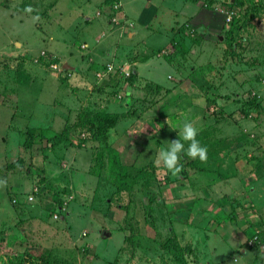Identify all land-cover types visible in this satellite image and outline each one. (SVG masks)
Listing matches in <instances>:
<instances>
[{
    "label": "rangeland",
    "instance_id": "1",
    "mask_svg": "<svg viewBox=\"0 0 264 264\" xmlns=\"http://www.w3.org/2000/svg\"><path fill=\"white\" fill-rule=\"evenodd\" d=\"M94 110L152 177L117 190L83 127L46 144ZM186 120L207 160L173 176L155 161ZM0 179V264H264V0H0Z\"/></svg>",
    "mask_w": 264,
    "mask_h": 264
},
{
    "label": "trees",
    "instance_id": "2",
    "mask_svg": "<svg viewBox=\"0 0 264 264\" xmlns=\"http://www.w3.org/2000/svg\"><path fill=\"white\" fill-rule=\"evenodd\" d=\"M219 4H220V7L223 9L228 10L230 8H234V10L237 11L236 1H234L233 3H230V2L227 3L224 1H220ZM244 14H247V12L245 11L243 15ZM236 21H239V19H234V22ZM226 46H228L230 50L231 48H233L231 36H228L226 40ZM134 73H135V70L132 69V71L129 73V76H128L129 80L134 79L135 77ZM118 118H119L118 114L108 112L107 110L106 111L105 110H94L92 112L85 111L78 116L75 124L65 125L62 127V129L59 132L47 135L45 139L46 144H49L50 146H52L54 144H57V142L58 143L60 142L62 143L63 146H66L67 144H69L68 135L72 127L85 128L86 130L90 132L94 140H97L98 142L102 144V148L104 150L106 164H107V172L111 178L112 183L116 187V189L120 191H129L130 189H132V187L135 184L139 183L141 180H146L152 177L154 169L152 167L147 168L146 166H143V167H140L135 174L130 175L126 171L125 166L120 163L117 150L114 147L110 146V144H108L107 142L108 136H109V129L115 125ZM26 131L28 133V138H26L25 141L23 142V146L29 147L33 137H38L40 133L34 134L33 133L34 130H32L31 128H27ZM20 164H21V160L17 158L13 162H8V164H6V168H12L16 165L19 166ZM185 164L186 163L182 165L184 166ZM187 165L193 168H197L199 170L202 169L199 166V160L195 162H193L192 160H189L187 162ZM131 202H127L124 208L125 210L124 216H123L124 226L122 227V229H126L129 232L128 239H127L129 244H131V235H132V230H133V227H132L133 225V217H132L133 204L132 203L133 202L132 203ZM164 247L169 248L165 244H164ZM174 248L176 249L177 247L174 246Z\"/></svg>",
    "mask_w": 264,
    "mask_h": 264
},
{
    "label": "clouds",
    "instance_id": "3",
    "mask_svg": "<svg viewBox=\"0 0 264 264\" xmlns=\"http://www.w3.org/2000/svg\"><path fill=\"white\" fill-rule=\"evenodd\" d=\"M25 12L31 13V6H26ZM34 19H38L35 17ZM199 129L191 121H185L179 131V138L173 139L165 147L158 151L156 165L170 172L173 176H178L183 171L181 160L184 157L199 159L201 162L207 160V147L201 145L197 139ZM187 147H185V143ZM7 181L0 179V187H6Z\"/></svg>",
    "mask_w": 264,
    "mask_h": 264
},
{
    "label": "built area",
    "instance_id": "4",
    "mask_svg": "<svg viewBox=\"0 0 264 264\" xmlns=\"http://www.w3.org/2000/svg\"><path fill=\"white\" fill-rule=\"evenodd\" d=\"M110 68H111V67H110L109 65L106 66V70H109ZM125 74L127 75L128 73L125 72ZM26 199H27V200H31V199H32V196L30 195V196H28ZM12 201L14 202V200H12Z\"/></svg>",
    "mask_w": 264,
    "mask_h": 264
},
{
    "label": "water",
    "instance_id": "5",
    "mask_svg": "<svg viewBox=\"0 0 264 264\" xmlns=\"http://www.w3.org/2000/svg\"><path fill=\"white\" fill-rule=\"evenodd\" d=\"M102 231H103V232H102V233H103V234H102L103 236H104V234H107V233H108L107 230H105V229L102 230Z\"/></svg>",
    "mask_w": 264,
    "mask_h": 264
},
{
    "label": "crops",
    "instance_id": "6",
    "mask_svg": "<svg viewBox=\"0 0 264 264\" xmlns=\"http://www.w3.org/2000/svg\"><path fill=\"white\" fill-rule=\"evenodd\" d=\"M240 172H243V171H240ZM243 184L245 185V183H243ZM255 184H256V183H255ZM245 186H246V185H245ZM245 186H244V187H245ZM260 215H262V214H260Z\"/></svg>",
    "mask_w": 264,
    "mask_h": 264
}]
</instances>
